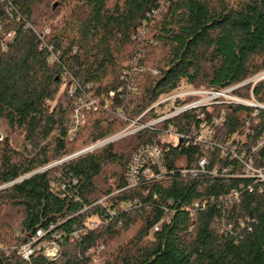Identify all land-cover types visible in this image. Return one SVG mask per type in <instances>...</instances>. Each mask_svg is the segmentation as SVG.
I'll return each mask as SVG.
<instances>
[{"label":"trees","instance_id":"trees-1","mask_svg":"<svg viewBox=\"0 0 264 264\" xmlns=\"http://www.w3.org/2000/svg\"><path fill=\"white\" fill-rule=\"evenodd\" d=\"M11 30L6 49L0 44V121L17 133L18 146L0 142V264H95L89 249L99 246L101 264H264V190L239 202L220 199L247 180L168 174L126 188L128 163L156 135L151 128L50 166L123 130L121 112L137 119L178 87L225 89L263 73L264 0H0V37ZM45 30L42 39L37 32ZM132 60L142 68L134 91L117 92L109 110L88 111L74 140L65 141L81 92L119 90ZM68 75L79 84L73 96ZM234 93L264 104V78ZM251 109L228 106L215 138L225 143L247 131L246 146L254 145L264 134V110L247 125ZM164 112L152 108L139 121ZM192 117L188 111L164 125L187 132ZM203 156L210 167L221 160L220 150L182 144L169 151L167 166H194ZM256 164L264 167V146ZM97 190L109 196L114 215L94 204ZM164 206L175 210L170 218ZM50 227L83 232L64 240L56 260L41 253L22 259L18 246Z\"/></svg>","mask_w":264,"mask_h":264},{"label":"built area","instance_id":"built-area-1","mask_svg":"<svg viewBox=\"0 0 264 264\" xmlns=\"http://www.w3.org/2000/svg\"><path fill=\"white\" fill-rule=\"evenodd\" d=\"M160 11L154 12V17L159 15ZM26 27L33 28L29 22ZM48 33H38L43 39ZM15 35L11 30L0 37V44L6 49V42L10 41ZM51 48V47H50ZM50 60H57V54L52 53ZM142 68L138 67L137 61L132 60L129 67L122 71L123 86L115 91L111 90L107 94L95 95L89 91H82L78 97L75 107L70 114V124L64 136V140L71 142L76 137L85 121V114L90 110L105 109L109 110L114 104L117 92H133L135 89L136 76ZM156 73V71H154ZM71 80L70 95H74L79 88L78 82L72 75H68ZM242 84L234 85L225 89H207L193 87H178L173 91L162 95L147 111L152 108H162L165 112L158 118L142 123L140 118L147 112L145 111L137 119H129L123 112L120 117L128 121V125L120 132L107 137L97 143L88 146L78 152H75L63 159L70 160L104 146L117 139L123 138L145 128H151L156 131V135L148 143L140 145L130 159L126 173V188L138 187L141 183L153 179H162L165 175L178 174L180 177L196 179L203 175L211 176H230L231 178L245 179L247 183H240L237 187L231 188L227 194L220 195V199L225 203L239 202L245 192L253 193L264 190V167L257 166L256 156L264 146V134L254 144L246 146L247 131L242 135L232 136L225 143L215 138L218 127L226 121L229 115L228 106L244 105L252 108L246 117V123L249 125L251 119H257L261 110H264V104L258 102L253 94L250 99H246L234 93ZM188 111L193 113L191 125L187 132L179 131L172 123L164 125L165 122L173 120L179 115ZM3 136L0 135V141ZM203 147L207 151L214 152L220 150V162L210 167L208 157H201L194 166H175L170 171L167 166V154L175 146ZM62 161V162H63ZM77 181L74 180V183ZM63 189L66 185L63 184ZM118 192V191H116ZM109 196L103 194L96 198L95 205L101 206L109 215H114L111 205L108 201ZM137 201V200H136ZM172 207L173 202L169 203ZM206 201H196L194 207L205 208ZM167 218L175 212L174 209L164 206ZM97 220V219H96ZM255 220V219H252ZM99 220L91 221L87 229H92L99 224ZM231 228V226H229ZM86 229V230H87ZM158 230V226L155 227ZM85 231V230H84ZM43 229L36 230L31 234L26 242L18 246V253L22 259L29 260L33 255L41 253L48 260H56L61 254V246L68 238L70 241L78 238L83 230H75L70 234L63 232H51ZM103 246L89 249V254L95 264H101V252Z\"/></svg>","mask_w":264,"mask_h":264},{"label":"rangeland","instance_id":"rangeland-1","mask_svg":"<svg viewBox=\"0 0 264 264\" xmlns=\"http://www.w3.org/2000/svg\"><path fill=\"white\" fill-rule=\"evenodd\" d=\"M164 12H165V7L163 6V7L161 8V11H160L159 15L156 17V19H157V20L160 19L161 16H162V14H163ZM262 78H264V72H263V73H260V74H258V75H255V76H253V77H251V78L248 79L246 82L241 83V84L244 85L245 83H248V82H250V81H254V82H256V81H258V80H260V79H262ZM1 134H2V136H3L2 141L8 139L9 142H10V144H12L13 146H18V145H17V139H18L17 133H16L15 131L11 130V129L9 128V126L6 124V122L3 121V120L0 121V135H1ZM0 142H1V141H0ZM27 148H28L29 150H31V147H30V146H28ZM76 157H78V156H76ZM62 161H63V160L58 161V162H56V163H54V164H52V165H50V166H55V165L59 164V163L62 162ZM50 166H47V167H50ZM9 185H10V184H9ZM3 187H4V186L0 187V189L3 188ZM94 195H95V199H96V198H98L99 196L102 195V191L97 190V191L94 193Z\"/></svg>","mask_w":264,"mask_h":264},{"label":"water","instance_id":"water-1","mask_svg":"<svg viewBox=\"0 0 264 264\" xmlns=\"http://www.w3.org/2000/svg\"><path fill=\"white\" fill-rule=\"evenodd\" d=\"M41 170H39V171H36V172H34L33 174H35V173H37V172H40ZM31 175V174H30ZM30 175H28V176H30ZM28 176H26V177H28ZM26 177H23V178H26ZM23 178H21V180L23 179Z\"/></svg>","mask_w":264,"mask_h":264}]
</instances>
